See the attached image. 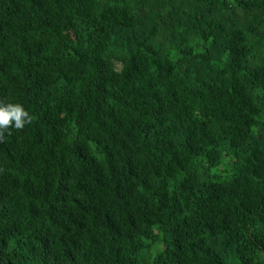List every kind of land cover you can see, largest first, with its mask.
<instances>
[{
    "label": "trees",
    "instance_id": "16d2710c",
    "mask_svg": "<svg viewBox=\"0 0 264 264\" xmlns=\"http://www.w3.org/2000/svg\"><path fill=\"white\" fill-rule=\"evenodd\" d=\"M0 102V264H264V0H0Z\"/></svg>",
    "mask_w": 264,
    "mask_h": 264
},
{
    "label": "clouds",
    "instance_id": "9594fccd",
    "mask_svg": "<svg viewBox=\"0 0 264 264\" xmlns=\"http://www.w3.org/2000/svg\"><path fill=\"white\" fill-rule=\"evenodd\" d=\"M34 117L20 103L0 102V142L12 135V130H23Z\"/></svg>",
    "mask_w": 264,
    "mask_h": 264
},
{
    "label": "rangeland",
    "instance_id": "374dc122",
    "mask_svg": "<svg viewBox=\"0 0 264 264\" xmlns=\"http://www.w3.org/2000/svg\"><path fill=\"white\" fill-rule=\"evenodd\" d=\"M116 68H119V65L118 64L116 65Z\"/></svg>",
    "mask_w": 264,
    "mask_h": 264
}]
</instances>
